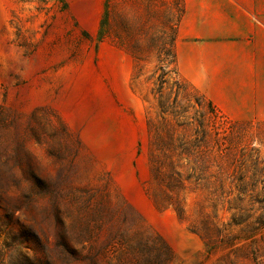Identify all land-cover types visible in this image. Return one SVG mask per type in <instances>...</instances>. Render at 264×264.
I'll return each mask as SVG.
<instances>
[{"label":"rangeland","instance_id":"1","mask_svg":"<svg viewBox=\"0 0 264 264\" xmlns=\"http://www.w3.org/2000/svg\"><path fill=\"white\" fill-rule=\"evenodd\" d=\"M182 10L0 0V258L11 229L34 233L54 264H146L162 243L172 264H264V226L243 224L264 211V185L232 219L236 179H264V122L213 117L179 76ZM199 126L209 148L193 150L187 177ZM243 148L262 173L241 168Z\"/></svg>","mask_w":264,"mask_h":264},{"label":"crops","instance_id":"2","mask_svg":"<svg viewBox=\"0 0 264 264\" xmlns=\"http://www.w3.org/2000/svg\"><path fill=\"white\" fill-rule=\"evenodd\" d=\"M179 75L233 121L264 122V0H182Z\"/></svg>","mask_w":264,"mask_h":264},{"label":"trees","instance_id":"3","mask_svg":"<svg viewBox=\"0 0 264 264\" xmlns=\"http://www.w3.org/2000/svg\"><path fill=\"white\" fill-rule=\"evenodd\" d=\"M174 61L176 66V55L174 52ZM177 70V66H176ZM177 73L179 74L178 70ZM180 76V75H179ZM181 77V76H180ZM183 79V78H182ZM184 80V79H183ZM188 86L199 93L196 88L191 85L189 82L184 80ZM199 96L206 101V104L210 110V114L213 117L225 118V120H229L211 101L205 99L200 93ZM234 124H236L234 122ZM248 126H251V121L247 122ZM198 135L193 140H189L186 142V154L189 158L186 159V173L187 177L195 175V171L198 168V162L195 163L191 161L190 156H192L193 150H200V149H208L209 148V141L212 130H207L204 126H199L196 128ZM191 146V147H190ZM213 148V147H212ZM256 152L257 156H251L249 153H246V150L241 149L240 153L243 154V161L241 168L246 169V171L252 173L253 175L260 174L263 172L262 163L260 159V153H257V149H252L251 152ZM207 151H204V153ZM200 166V165H199ZM239 174H243L238 172ZM176 175L180 176V173H176ZM192 179V178H188ZM247 181L246 177H240L235 181V187L237 188L239 202L238 207L234 210L235 213L232 215V219H236L237 217H241L243 213L247 212L246 207L244 205V201L247 198H251L254 195H260L259 188L260 186L264 185V179L256 178V177H249ZM264 187V186H263ZM255 197V196H254ZM179 213L184 212L183 207H177ZM262 210H259L258 213L254 212L253 217H249L243 224L246 226L255 227V226H264V218H263ZM260 228H257L256 231H259ZM11 243L7 244L4 249L6 253V259L3 257L0 258V264H54L52 257L44 253L43 251L40 252L42 248V243L38 239V237L32 233L30 230H23L20 233H16L13 230H9L7 232ZM67 250L71 253V249L68 245H64ZM148 250H150L154 257L147 260L146 264H172V254L171 250L165 244L161 245H152L149 246ZM142 261H140V264Z\"/></svg>","mask_w":264,"mask_h":264}]
</instances>
